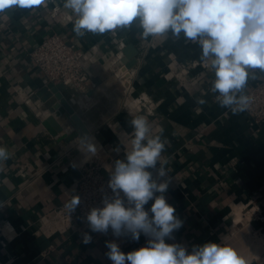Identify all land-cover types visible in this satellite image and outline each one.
<instances>
[{
	"label": "crops",
	"instance_id": "obj_1",
	"mask_svg": "<svg viewBox=\"0 0 264 264\" xmlns=\"http://www.w3.org/2000/svg\"><path fill=\"white\" fill-rule=\"evenodd\" d=\"M63 3L46 0L31 9L12 7L0 13V146L10 155L0 162V224L8 221L18 231L7 246L0 243V264H112L106 242L117 243L125 253L146 244L143 234L133 241L130 235L114 236L111 228L94 232L85 219L78 220L75 230L51 233L41 228L43 219L78 186L80 166L92 154L84 152L82 135L86 133L95 145V153L102 145L100 159L126 160L130 123L137 116L145 117L153 134L165 142L161 162H167V176H157L159 162L156 169H147L158 183L171 178L163 195L182 221L174 239L165 242L189 251L216 242L233 247L247 264H264L263 241L255 238V232L264 234V222L232 227L236 203L253 199L264 213V125L257 132L245 111L233 114L220 106V94L211 91L214 71L194 82L179 71L183 62L201 61L198 42H186L183 33L176 39L171 31L145 39L138 18L127 27L79 36L73 31L75 14ZM53 33L85 52L91 88L76 93L65 87L62 95L83 120L86 132L70 121L55 95L48 98L49 92H43L50 83L31 60V51ZM132 69L133 96L146 95L153 114L146 109L132 112L124 105L126 85L119 75ZM249 72L243 95L264 79L260 69ZM201 99L205 103H199ZM51 115L63 133L78 135L70 141L51 135L44 125ZM79 146L85 161L73 154ZM117 147L118 153L113 151ZM153 202L144 206L150 217ZM236 218L243 220L242 213ZM86 234L91 237L87 244Z\"/></svg>",
	"mask_w": 264,
	"mask_h": 264
},
{
	"label": "clouds",
	"instance_id": "obj_2",
	"mask_svg": "<svg viewBox=\"0 0 264 264\" xmlns=\"http://www.w3.org/2000/svg\"><path fill=\"white\" fill-rule=\"evenodd\" d=\"M45 3L46 0H0V13L12 7L31 9ZM63 7L75 14L73 31L79 36L127 27L137 18L145 39L169 31L179 39L183 33L186 42L199 43L202 62L210 61L215 75L211 91L220 94V106L230 108L233 114L249 108L250 97L241 93L250 78V69L264 71V0H64ZM199 103L205 101L201 99ZM130 125L131 149L126 160L115 161L108 182L115 198H105L102 208H92L87 221L94 232L107 233L111 228L114 236L130 235L133 241H139L143 234L147 242L127 253L117 243L106 242V255L112 264H247L228 245L206 242L189 251L187 246L165 242L166 238L174 239L172 234L182 227V221L163 195L171 178L158 183L147 170L156 169L159 162L157 176H167V162H161L165 142L160 134H153L143 116L134 117ZM81 143L88 152L97 151L86 133ZM113 151L118 153L120 149ZM9 158L8 150L0 146V162ZM121 191L130 206L125 207ZM150 200L154 201L151 217L144 207ZM79 204V197L73 195L65 207L71 213ZM83 242L90 243L91 237L86 234Z\"/></svg>",
	"mask_w": 264,
	"mask_h": 264
},
{
	"label": "built area",
	"instance_id": "obj_3",
	"mask_svg": "<svg viewBox=\"0 0 264 264\" xmlns=\"http://www.w3.org/2000/svg\"><path fill=\"white\" fill-rule=\"evenodd\" d=\"M119 46L121 49L124 44L121 43ZM122 55L123 53H119V58H122ZM30 56L32 62L43 73L49 83L63 84L65 87L72 88L76 93H86L91 88V78L84 67L85 52L67 42L59 34L53 33L46 36L31 51ZM209 64L210 61L189 60L179 64V71L185 76L188 74V82H194L207 76L212 71ZM175 70L177 71V69ZM119 76L121 82L126 85L124 105L132 112L137 110L141 112L146 109L149 114H153L146 95L133 96L136 70H129L127 74L122 71ZM246 95L251 99L249 108L245 110L249 125L255 128L257 132H261L264 125V79ZM30 101L31 99H27V102ZM128 137L131 138L132 134ZM114 167L115 160L108 156L105 159H99L96 156L88 158L80 166L81 174L76 190L68 197L66 202L53 210L51 216L43 219L42 230L51 233L60 232L61 230H75L78 220H87V215L92 208H102L105 198L109 201L113 200L115 197L108 182ZM73 195L79 197L80 204L74 212L69 213L65 204ZM120 196L124 201V205L126 207L130 206L122 191ZM239 211L242 213L243 220L236 222L237 212ZM253 220L264 222V213L260 205L253 199L235 204L232 217L233 228L245 225ZM17 235L18 231L10 222L0 224V243L2 246H7L12 238ZM255 238L259 241L261 239L263 241L262 247H264V234L255 232ZM44 254L42 253V256Z\"/></svg>",
	"mask_w": 264,
	"mask_h": 264
},
{
	"label": "water",
	"instance_id": "obj_4",
	"mask_svg": "<svg viewBox=\"0 0 264 264\" xmlns=\"http://www.w3.org/2000/svg\"><path fill=\"white\" fill-rule=\"evenodd\" d=\"M133 62H130L128 66H132ZM65 86L63 84H54L50 83L43 92L48 93V98L52 95H55L56 98L59 100L60 105L63 106L65 112L70 116V121L79 129L86 132V126L83 120L78 116L73 106L70 102L62 95V91L64 90ZM46 99V98H45ZM45 127L48 129L51 135L58 136L60 135L61 140L70 141L78 135V132L75 131L71 134L63 133V127L58 123L54 116H48L44 121Z\"/></svg>",
	"mask_w": 264,
	"mask_h": 264
},
{
	"label": "rangeland",
	"instance_id": "obj_5",
	"mask_svg": "<svg viewBox=\"0 0 264 264\" xmlns=\"http://www.w3.org/2000/svg\"><path fill=\"white\" fill-rule=\"evenodd\" d=\"M99 148H100V151H98V153H94V154L92 153L90 157L96 156V157H98V158L100 159L101 156H98V155H99V153L103 152V151H102V150H103V149H102V145H101L100 143H99ZM73 154H74V155H80L79 158H81V160L83 159V155H84V154H83V151H82V149H81L80 146H79L78 148L76 147V148L73 150ZM90 157H89V158H90ZM85 160H87V159H85ZM85 160L83 159V161H85Z\"/></svg>",
	"mask_w": 264,
	"mask_h": 264
},
{
	"label": "bare ground",
	"instance_id": "obj_6",
	"mask_svg": "<svg viewBox=\"0 0 264 264\" xmlns=\"http://www.w3.org/2000/svg\"><path fill=\"white\" fill-rule=\"evenodd\" d=\"M84 152L89 153L88 150H87V148H85ZM84 158H85V156H84ZM238 213H241V212H238ZM239 215H240V214H239ZM240 216H241V215H240ZM236 219H237V218H236ZM238 219H239V218H238ZM239 220H240V219H239ZM239 220H238V221H239ZM259 244H260V243H259ZM256 245H257V244H256ZM256 245H255V246H256ZM251 246H252V245H251ZM251 246H250V247H251ZM248 247H249V246H248ZM253 247H254V246H253ZM253 247H252V248H253ZM252 248H251V249H252ZM254 248H255V247H254ZM246 249H247V251H248V248H246ZM251 249H249V251H250ZM255 249H256V248H255ZM249 251H248V252H249ZM253 253H255V252H253ZM251 256H252V255H251ZM243 257H244V255H243ZM245 259H246V257H245ZM248 261H249V260H248Z\"/></svg>",
	"mask_w": 264,
	"mask_h": 264
}]
</instances>
